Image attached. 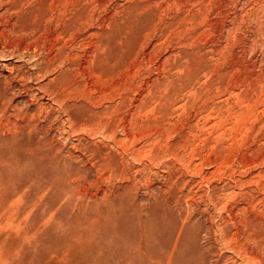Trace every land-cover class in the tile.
<instances>
[{
  "label": "rangeland",
  "instance_id": "374dc122",
  "mask_svg": "<svg viewBox=\"0 0 264 264\" xmlns=\"http://www.w3.org/2000/svg\"><path fill=\"white\" fill-rule=\"evenodd\" d=\"M0 264H264V0H0Z\"/></svg>",
  "mask_w": 264,
  "mask_h": 264
}]
</instances>
